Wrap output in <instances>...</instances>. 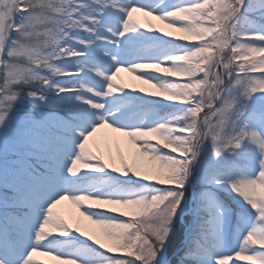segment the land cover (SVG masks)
Segmentation results:
<instances>
[{
    "label": "snow or ice",
    "instance_id": "obj_1",
    "mask_svg": "<svg viewBox=\"0 0 264 264\" xmlns=\"http://www.w3.org/2000/svg\"><path fill=\"white\" fill-rule=\"evenodd\" d=\"M38 253L264 264V0H0V264Z\"/></svg>",
    "mask_w": 264,
    "mask_h": 264
},
{
    "label": "rangeland",
    "instance_id": "obj_2",
    "mask_svg": "<svg viewBox=\"0 0 264 264\" xmlns=\"http://www.w3.org/2000/svg\"><path fill=\"white\" fill-rule=\"evenodd\" d=\"M141 22H145V18L142 13L135 14ZM156 28L164 27L165 30H169L166 28V25L162 21L153 20V25ZM123 83L133 84L137 87H148L152 91H156V89H152L151 86L143 85L141 82L135 80V78L128 72L122 70L120 77ZM109 139V143H105V138ZM100 144V149L103 151L107 159L116 158V162L118 163V151L124 154V157L129 160L130 163L133 162V153L135 151L134 146L131 144L130 140L127 137H123L119 133L113 132L111 129L104 128L101 129L100 132L97 133L96 138H94ZM91 143V142H90ZM93 147L95 145L93 144ZM109 152L111 156H109ZM57 211H59L62 215L65 216L66 219L69 220L70 223H73L74 226H80L84 230H92L95 231L97 235H99L98 230L94 229V226L90 225V222L84 220L79 216V210L76 208L71 201H63L57 207ZM230 255L234 256V252H230ZM38 259L47 261V264H61L60 261L55 260L53 257L45 256L41 254H37ZM233 264V262H230Z\"/></svg>",
    "mask_w": 264,
    "mask_h": 264
}]
</instances>
